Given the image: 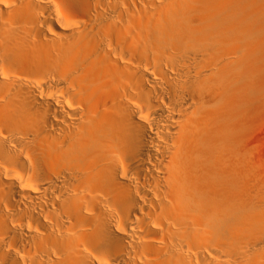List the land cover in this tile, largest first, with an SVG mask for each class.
Wrapping results in <instances>:
<instances>
[{
	"label": "bare ground",
	"instance_id": "6f19581e",
	"mask_svg": "<svg viewBox=\"0 0 264 264\" xmlns=\"http://www.w3.org/2000/svg\"><path fill=\"white\" fill-rule=\"evenodd\" d=\"M264 0H0V264H264Z\"/></svg>",
	"mask_w": 264,
	"mask_h": 264
},
{
	"label": "rangeland",
	"instance_id": "374dc122",
	"mask_svg": "<svg viewBox=\"0 0 264 264\" xmlns=\"http://www.w3.org/2000/svg\"><path fill=\"white\" fill-rule=\"evenodd\" d=\"M261 153H263V156H264V148L262 149Z\"/></svg>",
	"mask_w": 264,
	"mask_h": 264
}]
</instances>
